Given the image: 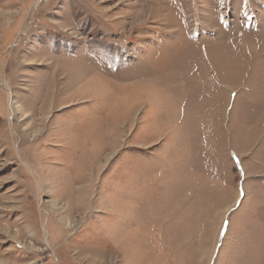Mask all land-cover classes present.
<instances>
[{"label":"rangeland","instance_id":"rangeland-1","mask_svg":"<svg viewBox=\"0 0 264 264\" xmlns=\"http://www.w3.org/2000/svg\"><path fill=\"white\" fill-rule=\"evenodd\" d=\"M0 264H264V0H0Z\"/></svg>","mask_w":264,"mask_h":264}]
</instances>
